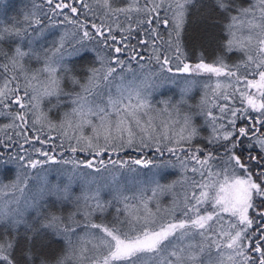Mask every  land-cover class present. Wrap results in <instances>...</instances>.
Masks as SVG:
<instances>
[{"label": "snow or ice", "instance_id": "snow-or-ice-1", "mask_svg": "<svg viewBox=\"0 0 264 264\" xmlns=\"http://www.w3.org/2000/svg\"><path fill=\"white\" fill-rule=\"evenodd\" d=\"M5 3L0 0V8ZM93 3L96 8L88 0L34 4L39 10L46 4L43 15L62 16L61 22L72 26L39 49L34 45L46 29L33 27L42 23L37 11L24 15L23 22L0 20V44L15 41L9 51L0 46V117L9 121L0 124V133L21 149L25 144L33 146L24 149L27 155L9 153L17 165L16 176L9 184H0L5 196L8 190L13 193L0 205L4 228L0 264H264V134L252 142L260 131L256 125L264 126V0L246 4L213 0L225 17V39L211 62L201 53L194 63L187 60L186 23L197 0ZM89 14L96 19L89 20ZM51 24L57 26L55 21ZM233 52L241 55L229 63ZM87 53H94V59L82 81L73 74L70 62ZM33 60L42 66L33 68ZM145 60L159 66L153 73L160 77L159 83L147 76L136 83L133 63L142 70ZM165 72L170 75L161 76ZM65 80L70 89L63 86ZM165 83L179 87L180 99L161 101L163 107L156 108L152 91ZM198 87L203 95L192 105L187 98ZM54 111L57 116L50 115ZM196 116L204 118L207 136L194 123ZM238 121L247 123L238 127ZM197 139L206 143H195ZM48 145L52 146L46 150ZM244 147L247 156L237 151ZM254 147L256 155L251 151ZM57 149L61 157L65 151L73 155L57 160L50 154ZM129 149L168 152L182 172L191 171L193 176L185 178L191 182L183 200L173 198L170 206L162 207L156 196L164 186L155 179L144 182L155 184L151 196L141 186L137 195L128 197L119 189V177L112 174V183L117 184L113 200L124 208L117 207L113 221L105 222L112 200L101 198L99 185L92 187L95 178L84 179L86 174L80 173L79 194L73 192L72 176L65 184H49L45 178L38 198L26 202L23 209L11 207L13 202L19 204L14 193L22 194L29 187L28 169L60 163L72 164L73 173L81 167L100 172L89 157L101 158L104 170L108 164L125 168L128 161L111 157ZM33 153L44 159H34ZM78 153L85 159H79ZM103 157H108L107 163ZM150 163L131 161L143 167ZM48 197L55 205L44 202ZM129 199L138 204L130 205ZM29 211L34 218L27 216ZM53 237L62 241V247L50 258L45 248ZM21 238L22 259L17 261L14 253Z\"/></svg>", "mask_w": 264, "mask_h": 264}, {"label": "trees", "instance_id": "trees-1", "mask_svg": "<svg viewBox=\"0 0 264 264\" xmlns=\"http://www.w3.org/2000/svg\"><path fill=\"white\" fill-rule=\"evenodd\" d=\"M89 3L93 4V7L96 8V5L93 3V0H88ZM237 4H246L247 0H235ZM34 4H44V0H6V3L2 8H0V20H3L4 23L12 24L15 23L17 20L23 22V16L32 12L37 11V14L40 16L42 23L37 26L33 25V27H39L46 29L44 36L39 38L34 47L36 48H43L46 46H50L51 42L54 39H58V37L63 33L65 28L71 29V25H67L66 22H61L63 20L62 16H52L51 14L45 16L42 12H46L48 6L45 4L43 10H39L34 8ZM67 11V10H65ZM85 11V10H82ZM97 14L99 15V9H97ZM81 19H84L81 16ZM89 20L96 19L95 17L89 14ZM51 21H55L57 23L56 27H53ZM99 23V20H96ZM224 25H225V17L215 9L213 5V0H197V4L195 7L192 8L188 20L186 23V50H187V60L189 62H196L202 53L204 58L211 62L221 51V44L225 39V32H224ZM3 25H0L2 27ZM27 27V24H24ZM32 29H29L31 33ZM26 43V42H24ZM24 43H21V47H24ZM94 42H89V45L92 46ZM133 44L136 41H132ZM4 48L5 51H9L11 48H14L15 41H5L0 44ZM25 50H27L25 48ZM145 56L148 55L147 52L144 53ZM239 52H233L228 55V62L235 63L237 59L240 57ZM94 59V53H87L83 57L74 58L70 63L72 66L73 74L81 79L82 81L88 75V69L92 65ZM146 66L144 69H140L137 64L133 63V68L136 69L137 73V80H142L145 76L151 78V80H155L159 83L160 77H156L153 74H146L144 71L146 69L158 72L159 66L155 64L153 61L151 64L148 61H141ZM31 66L33 68L42 66L38 64L35 60L31 61ZM169 73H162L161 76H168ZM129 78H131V74H129ZM183 77H178V79H182ZM200 79H203L201 77ZM215 79V78H213ZM220 79H224L221 77ZM63 86L65 89H70L72 85L65 80ZM203 95V91L201 88H196L192 94L187 98L189 103L195 105L199 103L201 96ZM180 99V91L179 87L172 85L171 83H165L163 87L157 88L152 91L151 100L153 102L154 107L162 108L163 105L160 103L164 100H171L172 103L177 102ZM52 116H57V112L50 113ZM9 121L5 117H0V124L8 123ZM194 123L198 127L202 136H207L209 129L204 125V118L202 116H196L194 119ZM242 123V124H240ZM247 121H238L237 126L246 124ZM257 128L260 129L259 132L252 137L253 144L255 143L254 138L256 136H260L263 127L261 125H256ZM9 133H12V130H8ZM86 132H90V129H86ZM0 139L4 140L3 144H0V153L3 154V162H0V184H9L11 181L15 179L17 165L15 161L9 159V153L11 154H20V155H27L24 149H30L33 147L32 145L25 144L24 149L19 148L17 144H13L11 141H8L4 133H0ZM14 140H19L18 137L13 135ZM248 142L247 138L242 140V144L246 145ZM20 143H23L20 140ZM56 143H59V139H57ZM195 143L198 144H205L206 141L203 139H197ZM7 145V147L5 146ZM52 145L44 146L47 150L48 147ZM35 147H41L40 145H35ZM237 151H243V154L247 156L248 149L244 147L243 149H237ZM252 154L256 155L258 152V148H253ZM60 150L57 149L50 154L56 156L57 160L60 159H67L72 157L71 152H64V156L61 157L59 155ZM34 159H44V157H39L35 153L32 154ZM203 155V153H202ZM77 157L84 158V154H77ZM91 158V157H89ZM80 159V158H79ZM101 159V158H99ZM105 162L107 163L108 157H103ZM111 159H116L118 161L124 160L128 161V165L125 168H119V165L113 167L111 164H108V170H104L103 166L96 162V167H100L102 170L100 172H96L93 169L87 168H78L84 170L86 174L84 179L92 180L95 178V184H98V179L105 181L111 180L112 181V174H115L119 177V189L128 197H133L138 194V191L141 186L146 187L148 191L146 195L151 196V188L155 187L154 183H147L146 181H151L153 179L158 180L161 185L164 186L163 192L157 190L156 199L159 200L160 205L170 206L172 204L173 198H176L178 201L183 200V196L185 193V189L187 188L188 184L191 182L190 179L193 176L191 171L182 172L180 168V164L176 161L175 156H172L168 152H164L163 154L156 153L154 150L145 149L143 152L139 150L129 149L127 151L121 152L119 156L112 155ZM141 159L144 161H151L147 167H143L142 165H133L131 164L132 160ZM59 168H73L72 164L63 165L60 163L56 164H45L43 168H39L41 170H48L47 175H35L30 169L26 170L31 173V178L28 181L29 187L25 189L24 194L26 195V199L21 200V196L19 194H15V197L19 199V204L13 202L11 207L13 208H21L23 209L26 202H30L33 197H37L39 195V190L44 184L45 178L47 179L49 184H65L68 182V177L70 175L66 173H58L57 169ZM131 168H135L136 171H130ZM50 176V177H49ZM49 177V178H48ZM198 178V177H197ZM98 182V183H97ZM79 185V184H78ZM117 185V184H116ZM168 185H173V187L169 190L167 187ZM9 191V195L5 196L3 192H0V205H3L5 201H8L13 198V193L11 190ZM79 190H73V192L79 194ZM116 194V189H111L104 186L101 189V198L104 200H112V206L109 207L103 216V220L105 222H112L114 216L116 215V209L119 207L120 209L124 208L123 203H118L116 200H113V196ZM48 205H55V201L53 198L48 197L46 201H44ZM128 203L130 205L138 204L137 200L129 199ZM151 207H155V201L150 205ZM70 207V206H68ZM252 211L250 210V213ZM122 215V213H121ZM28 217L34 218V213L29 211L27 213ZM97 221L101 219L99 215L95 217ZM4 235V228L0 225V236ZM6 238V237H5ZM52 242L50 247L45 248V254L48 257L56 256L62 247V241L55 239L54 237L51 238ZM24 247L23 240L21 238L20 244L15 250V259L20 261L22 259L21 250Z\"/></svg>", "mask_w": 264, "mask_h": 264}, {"label": "rangeland", "instance_id": "rangeland-1", "mask_svg": "<svg viewBox=\"0 0 264 264\" xmlns=\"http://www.w3.org/2000/svg\"><path fill=\"white\" fill-rule=\"evenodd\" d=\"M237 61H238V59H237ZM144 73H146V74H153V73H156L155 71H151V70H148V69H146L145 71H144ZM149 80H151V78H149ZM139 81L140 80H137V82L136 83H139ZM240 124H242V123H240ZM261 134H264V127H263V130H262V132H261ZM260 134V135H261ZM256 138V137H255ZM255 138H254V140H255ZM78 154H81V153H78ZM80 159H85V157L84 158H82V157H79ZM91 159H94L95 160V163L96 162H98L97 160H99V158H92L91 157ZM72 169L73 168H59V169H57V172L58 173H66V174H68V175H70V176H72L73 177V179L76 181V183H75V185H74V187H73V190H79V188H80V180H81V177H80V173H84V170H82V169H77L76 170V172L75 173H73V171H72ZM35 175H43V176H45V175H47V172H49L48 170H41V169H30ZM50 177V176H49ZM48 177V178H49ZM86 178V177H85ZM99 182V183H98ZM98 184H93L92 185V187L93 188H95L96 187V185H99L100 186V188L102 189L104 186H106V187H108V188H111V189H117V185L116 184H114V183H112V181L111 180H105V181H102V180H100V179H98ZM79 184V185H78ZM15 194H19L20 196H21V200H23V199H26V195L24 194V193H20V192H15ZM226 215V214H225ZM250 215H254V213L253 212H251L250 213Z\"/></svg>", "mask_w": 264, "mask_h": 264}]
</instances>
